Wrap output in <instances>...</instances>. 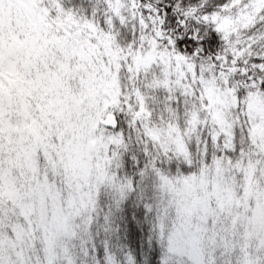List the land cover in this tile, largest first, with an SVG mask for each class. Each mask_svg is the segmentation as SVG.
Segmentation results:
<instances>
[{"label":"snow or ice","instance_id":"snow-or-ice-1","mask_svg":"<svg viewBox=\"0 0 264 264\" xmlns=\"http://www.w3.org/2000/svg\"><path fill=\"white\" fill-rule=\"evenodd\" d=\"M0 264H264V0H0Z\"/></svg>","mask_w":264,"mask_h":264}]
</instances>
